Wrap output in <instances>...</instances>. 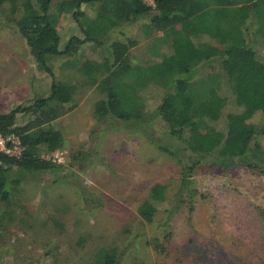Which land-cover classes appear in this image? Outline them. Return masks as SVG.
<instances>
[{
  "label": "rangeland",
  "instance_id": "1",
  "mask_svg": "<svg viewBox=\"0 0 264 264\" xmlns=\"http://www.w3.org/2000/svg\"><path fill=\"white\" fill-rule=\"evenodd\" d=\"M29 1L4 4L0 12V112L49 92L51 77L37 66L25 40L11 26L25 8L35 9ZM59 1L52 0L48 21L63 48L72 35L80 34L79 23L98 22L101 10L97 4H86L84 16L76 21L69 10L57 12ZM145 1L153 5V0ZM195 24L191 19L150 38L143 37L138 26H126L113 30L107 43L136 37L133 62L149 67L156 54L170 51L174 39L187 37ZM256 52L259 61L252 66L261 75L264 37L256 39ZM102 54L87 42L77 56L47 57L55 77L75 90L76 107L51 123L63 136L62 148L41 151L42 157L65 167L44 174L12 172L20 182L11 189L9 205L0 201V264H92L108 246L124 252L118 264H264L258 215L259 208L264 210V175L244 166L200 163L191 176L197 190L191 213L182 203L165 226L163 207L152 222L139 216L137 205L155 183L168 184L165 206L173 207L180 165L142 130L96 118L94 104L104 98V90L98 83L89 85L77 68ZM212 64L202 65L198 73L219 77ZM221 88L230 104L228 86ZM146 92L142 96L149 118L159 97L152 90ZM243 96L240 103H245ZM17 120L26 118L19 114ZM161 130L155 126L153 131L161 144L184 145ZM78 152L82 154L74 159ZM54 178L58 180L53 182Z\"/></svg>",
  "mask_w": 264,
  "mask_h": 264
},
{
  "label": "trees",
  "instance_id": "2",
  "mask_svg": "<svg viewBox=\"0 0 264 264\" xmlns=\"http://www.w3.org/2000/svg\"><path fill=\"white\" fill-rule=\"evenodd\" d=\"M16 1L0 0V12L4 4ZM31 1L35 9L25 8L13 18L11 26L51 80L47 95L0 112V134H15L24 147L19 156L0 152L1 202L9 205L11 189L20 182L18 177L13 178V171L44 174L65 167L42 157L41 151L53 153L62 148L63 136L51 123L76 107L75 90L55 77L47 57L77 56L87 42L103 52L101 59L87 58L77 68L89 85L98 83L104 90V98L94 104L96 118L142 130L150 142L180 165L173 207L169 202L165 206L168 184L155 183L137 205L140 217L152 222L163 207L161 225L165 226L182 203L191 213L197 193L191 176L200 163L240 165L264 175V72L259 75L252 66L259 61L256 39L264 37V0H153L152 6L145 0H61L57 12L69 10L76 21L84 16L82 7L86 4H97L101 10L100 20L89 26L79 23L80 34L72 35L63 48L59 47L58 32L48 21L52 0ZM191 19L196 24L188 32L190 36L183 33L187 37L175 38L171 50L156 54L154 64L146 68L133 62L131 51L138 44L136 37L107 43L109 34L117 28L138 26L143 37L150 38ZM209 63L219 77L198 73ZM223 84L228 86L230 104L221 94ZM148 90L157 93L159 99L146 118L142 93ZM242 95L245 103L238 101ZM19 114L26 120L18 122ZM155 126L184 145L170 148L161 144L160 137L154 135ZM81 154H73L74 159ZM258 215L264 248V210L259 208ZM123 253L116 246H108L92 264H118Z\"/></svg>",
  "mask_w": 264,
  "mask_h": 264
},
{
  "label": "built area",
  "instance_id": "3",
  "mask_svg": "<svg viewBox=\"0 0 264 264\" xmlns=\"http://www.w3.org/2000/svg\"><path fill=\"white\" fill-rule=\"evenodd\" d=\"M24 147L20 139L13 133L0 134V152L9 156L21 155Z\"/></svg>",
  "mask_w": 264,
  "mask_h": 264
}]
</instances>
